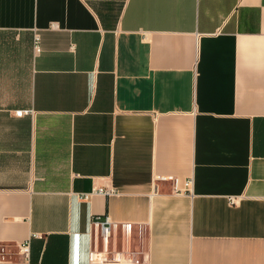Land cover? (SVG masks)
I'll use <instances>...</instances> for the list:
<instances>
[{"label":"crops","instance_id":"obj_1","mask_svg":"<svg viewBox=\"0 0 264 264\" xmlns=\"http://www.w3.org/2000/svg\"><path fill=\"white\" fill-rule=\"evenodd\" d=\"M96 216L139 264H264V0H0V264H90Z\"/></svg>","mask_w":264,"mask_h":264},{"label":"built area","instance_id":"obj_2","mask_svg":"<svg viewBox=\"0 0 264 264\" xmlns=\"http://www.w3.org/2000/svg\"><path fill=\"white\" fill-rule=\"evenodd\" d=\"M35 50H39V39L38 36L35 39ZM29 110H18L17 115H23L28 113ZM192 180L188 179L186 181L185 187L179 186V181L176 179L174 182V191L183 192L186 191L187 186L191 185ZM113 189L104 188V187H94L89 192L80 193L79 197L82 199H88L94 194H111ZM91 224L95 228V231L99 233L102 241V248L100 250L94 249L89 253L90 264H139V258L135 255V252L132 251L127 246L116 249L111 247L108 249V244L110 239H112V231L117 227H120L122 235L128 237L131 229V222H115L109 216L104 218L96 216L91 221ZM24 253L28 252V244L23 245ZM1 249V248H0Z\"/></svg>","mask_w":264,"mask_h":264}]
</instances>
